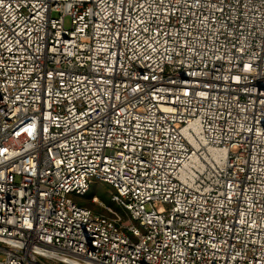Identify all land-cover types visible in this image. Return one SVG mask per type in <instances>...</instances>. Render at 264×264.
I'll list each match as a JSON object with an SVG mask.
<instances>
[{
	"label": "built area",
	"instance_id": "2783aa9c",
	"mask_svg": "<svg viewBox=\"0 0 264 264\" xmlns=\"http://www.w3.org/2000/svg\"><path fill=\"white\" fill-rule=\"evenodd\" d=\"M0 264H264V0H0Z\"/></svg>",
	"mask_w": 264,
	"mask_h": 264
},
{
	"label": "rangeland",
	"instance_id": "374dc122",
	"mask_svg": "<svg viewBox=\"0 0 264 264\" xmlns=\"http://www.w3.org/2000/svg\"><path fill=\"white\" fill-rule=\"evenodd\" d=\"M63 25L65 28L70 26V16L68 14H64L63 16ZM112 188L105 183L102 182H94V184L90 187L88 193L83 196H73L74 200L78 201L79 204L87 205L91 208H96L99 204H105L113 207V209H118L116 205L110 202V192H112ZM97 197V202H93L91 200V196Z\"/></svg>",
	"mask_w": 264,
	"mask_h": 264
},
{
	"label": "bare ground",
	"instance_id": "6f19581e",
	"mask_svg": "<svg viewBox=\"0 0 264 264\" xmlns=\"http://www.w3.org/2000/svg\"><path fill=\"white\" fill-rule=\"evenodd\" d=\"M209 151H210V154H211L213 157H215L216 159H218L217 156L220 157V155H221L220 152H218V151H216V150L210 149Z\"/></svg>",
	"mask_w": 264,
	"mask_h": 264
},
{
	"label": "trees",
	"instance_id": "16d2710c",
	"mask_svg": "<svg viewBox=\"0 0 264 264\" xmlns=\"http://www.w3.org/2000/svg\"><path fill=\"white\" fill-rule=\"evenodd\" d=\"M92 197H93V195L90 198H92Z\"/></svg>",
	"mask_w": 264,
	"mask_h": 264
}]
</instances>
